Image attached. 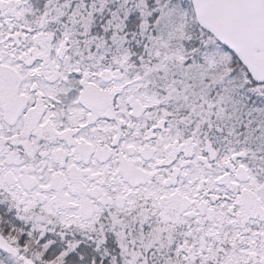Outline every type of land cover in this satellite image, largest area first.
I'll return each instance as SVG.
<instances>
[{"label":"snow or ice","instance_id":"snow-or-ice-1","mask_svg":"<svg viewBox=\"0 0 264 264\" xmlns=\"http://www.w3.org/2000/svg\"><path fill=\"white\" fill-rule=\"evenodd\" d=\"M0 264H264V0H0Z\"/></svg>","mask_w":264,"mask_h":264}]
</instances>
